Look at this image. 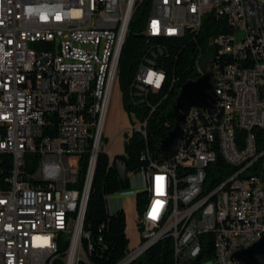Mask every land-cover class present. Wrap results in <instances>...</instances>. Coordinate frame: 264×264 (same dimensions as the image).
I'll return each instance as SVG.
<instances>
[{"label":"built area","instance_id":"built-area-1","mask_svg":"<svg viewBox=\"0 0 264 264\" xmlns=\"http://www.w3.org/2000/svg\"><path fill=\"white\" fill-rule=\"evenodd\" d=\"M144 2L148 39H173L171 26L196 39L208 18L223 20L225 32L209 47L228 61L221 67L200 54L199 76L203 59L215 73L214 113L193 109L175 158L147 151L146 166L128 173L131 191L106 199L112 215L124 210V195L146 198L141 245L119 264L166 238L176 264H240L232 256L264 238V54L255 55L264 43V0H0V156L12 157L9 174L0 172V264H90L89 197L99 155L114 161L104 131L129 27ZM165 83L147 59L133 74L128 104L152 113L151 94ZM130 118L139 124L131 134L146 137L148 119Z\"/></svg>","mask_w":264,"mask_h":264},{"label":"trees","instance_id":"trees-1","mask_svg":"<svg viewBox=\"0 0 264 264\" xmlns=\"http://www.w3.org/2000/svg\"><path fill=\"white\" fill-rule=\"evenodd\" d=\"M147 6L148 2H144L132 19L119 63V86L122 91L124 107L130 116L132 113H136L141 120L148 119L146 137L141 133L124 135V155L129 163L130 171L146 166L142 156L147 151L154 159H159L158 145L175 126L172 104L185 83L200 77L196 70V61L200 54L211 58L216 65H221V67L228 61L227 58L216 53L213 47H209V42L212 39L225 32L223 20H217L214 17L208 18L196 39L189 35L182 38V35H177L175 31H171L173 39H148L143 34L144 25L149 16ZM158 48H162L164 54H157L156 57H153V52H157ZM147 59H153L154 67L166 75L164 88L159 93L151 94V99L157 102L156 109L152 113L146 111V108L137 109L128 104V89L133 74ZM185 140L186 132L183 147H185ZM222 163V160L219 159L214 168L217 180L221 173ZM11 165L12 157L2 154L0 156V172L3 173V176L9 174ZM85 172L86 167H83L81 176H84ZM118 193H121L119 176L109 164L108 156L101 153L84 225V231L89 234L86 243L90 242L93 247L92 251H88L90 264H119L131 252L125 211L121 210L111 215L106 208V199ZM145 205V196L136 195V210L139 214L138 227ZM209 256L213 257L212 251ZM131 264H176L173 241L166 238L158 242ZM190 264H201V262L195 261Z\"/></svg>","mask_w":264,"mask_h":264},{"label":"water","instance_id":"water-1","mask_svg":"<svg viewBox=\"0 0 264 264\" xmlns=\"http://www.w3.org/2000/svg\"><path fill=\"white\" fill-rule=\"evenodd\" d=\"M217 103L216 78L213 70L195 80L188 81L179 90L173 104L172 114L175 120L173 130L158 145V152L163 160L169 161L177 155L184 138L187 119L193 109L214 113ZM112 167L119 176L121 191H131L128 177L129 163L125 155L115 157ZM152 230L153 226H149ZM232 261L240 264H264V238L248 249L232 256Z\"/></svg>","mask_w":264,"mask_h":264},{"label":"rangeland","instance_id":"rangeland-1","mask_svg":"<svg viewBox=\"0 0 264 264\" xmlns=\"http://www.w3.org/2000/svg\"><path fill=\"white\" fill-rule=\"evenodd\" d=\"M202 66L207 72L211 70L210 65L206 64V59L202 60ZM139 126L133 123L129 113L123 104L122 91L119 83L116 85L112 104L108 114L104 131L105 142L110 151V156L115 159L117 156L125 154L124 133L131 134V130ZM132 135V134H131ZM70 164L73 168L78 166L77 159L72 158ZM123 209L127 216V235L129 238V249L133 252L141 245V237L138 232L139 214L136 210V195L127 194L122 197Z\"/></svg>","mask_w":264,"mask_h":264},{"label":"bare ground","instance_id":"bare-ground-1","mask_svg":"<svg viewBox=\"0 0 264 264\" xmlns=\"http://www.w3.org/2000/svg\"><path fill=\"white\" fill-rule=\"evenodd\" d=\"M171 31H175L177 33V35L181 36V30L179 26H171ZM250 31L251 32H260V24H250ZM264 54V43H256V47H255V55H263ZM217 93V91H216ZM186 131H184L185 134ZM183 142H184V138L183 141L180 145V147H183ZM261 241V240H260ZM256 243H253V245ZM252 245V246H253ZM136 259L138 258H132V259H128V261L125 264H131L133 263Z\"/></svg>","mask_w":264,"mask_h":264},{"label":"clouds","instance_id":"clouds-1","mask_svg":"<svg viewBox=\"0 0 264 264\" xmlns=\"http://www.w3.org/2000/svg\"><path fill=\"white\" fill-rule=\"evenodd\" d=\"M26 11H27L28 13H31L32 10L29 8V9H27Z\"/></svg>","mask_w":264,"mask_h":264}]
</instances>
